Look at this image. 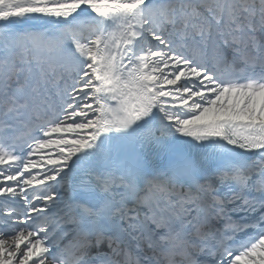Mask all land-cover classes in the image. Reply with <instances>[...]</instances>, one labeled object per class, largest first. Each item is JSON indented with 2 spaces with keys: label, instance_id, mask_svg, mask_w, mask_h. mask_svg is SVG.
<instances>
[{
  "label": "snow or ice",
  "instance_id": "obj_1",
  "mask_svg": "<svg viewBox=\"0 0 264 264\" xmlns=\"http://www.w3.org/2000/svg\"><path fill=\"white\" fill-rule=\"evenodd\" d=\"M0 264H264V0H0Z\"/></svg>",
  "mask_w": 264,
  "mask_h": 264
}]
</instances>
